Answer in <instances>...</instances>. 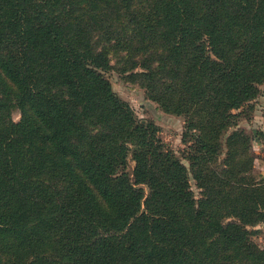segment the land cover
Here are the masks:
<instances>
[{"label":"trees","instance_id":"1","mask_svg":"<svg viewBox=\"0 0 264 264\" xmlns=\"http://www.w3.org/2000/svg\"><path fill=\"white\" fill-rule=\"evenodd\" d=\"M113 71L186 118L190 170ZM263 85L264 0H0V264H264Z\"/></svg>","mask_w":264,"mask_h":264},{"label":"rangeland","instance_id":"2","mask_svg":"<svg viewBox=\"0 0 264 264\" xmlns=\"http://www.w3.org/2000/svg\"><path fill=\"white\" fill-rule=\"evenodd\" d=\"M114 64V63H113ZM113 85L114 91L120 98L128 102L135 110L137 117L143 123L152 122L159 128V137L163 143L172 150L176 156L190 170V163L185 159L186 144L183 142V133L186 118L170 115L154 103L148 96L145 89L138 84L126 82L122 75L113 71L106 75ZM259 97L251 102V108L242 117L239 130L246 131L254 137V175L264 180V85L260 87ZM14 121L20 120L19 113H14ZM134 164L130 161L129 173L133 174ZM190 184L192 192L197 200L201 199L202 190L198 187L193 175L190 173ZM252 240L260 248L264 249V224L252 229Z\"/></svg>","mask_w":264,"mask_h":264}]
</instances>
